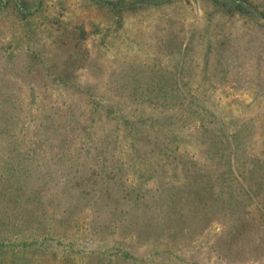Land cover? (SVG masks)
Instances as JSON below:
<instances>
[{
    "label": "rangeland",
    "instance_id": "1",
    "mask_svg": "<svg viewBox=\"0 0 264 264\" xmlns=\"http://www.w3.org/2000/svg\"><path fill=\"white\" fill-rule=\"evenodd\" d=\"M61 75L86 88L73 92ZM153 80L159 81L148 90L145 82ZM175 80L186 98L164 109L172 116L170 139L180 133L184 140L179 139L178 151H186L196 172L220 169L222 186L252 196L247 211L255 217L243 218L255 220L249 230L260 242L264 221L256 219L264 212V189L255 196L251 176L260 174L264 184V0H0V109L8 113L15 135L32 131L67 97L128 101L151 96L155 101V94H177ZM152 99L139 109H156ZM234 136L241 141L235 150ZM28 141L20 143L34 145ZM133 147L132 156L120 159L156 158L154 138L139 134ZM253 165L256 170L250 172ZM231 179L241 188L228 185ZM233 218L234 213L221 210L190 239L175 236L169 242L163 236L169 256L183 258L182 264L196 258L210 264H264V250L249 253L248 242L237 251L240 241H234L223 254L212 247ZM31 249L29 255L38 257ZM73 255L80 264L86 253Z\"/></svg>",
    "mask_w": 264,
    "mask_h": 264
},
{
    "label": "trees",
    "instance_id": "2",
    "mask_svg": "<svg viewBox=\"0 0 264 264\" xmlns=\"http://www.w3.org/2000/svg\"><path fill=\"white\" fill-rule=\"evenodd\" d=\"M61 76L66 87L73 85V92L86 88L71 75ZM158 81H146L145 86L150 90ZM158 85L163 91V84ZM172 85L177 94H155V101L151 96L128 101L67 97L41 116L32 131L17 130V135L11 132L8 113L0 109V264H75L73 251L86 253L80 264H182L183 258L169 256L163 236L169 242L175 236L190 239L221 210L234 213V218L212 242L214 249L223 254L239 240L237 251L245 242L249 253L264 250V237L255 242L249 230L255 224L247 219L255 217L247 211L252 196L222 186L217 180L220 169L196 172L186 151H178L179 139L184 140L180 133L170 139L172 116L164 109L186 98L176 80ZM151 99L156 109H139ZM109 119H114L112 124ZM139 134L154 138L156 158L121 160L136 152L133 144ZM27 140L34 145L25 148L20 142ZM239 142L234 136V150ZM256 175H250L257 183L255 196L264 189ZM231 181L227 183L233 189L241 188ZM257 217L263 222L264 212ZM30 247L38 257L29 255ZM59 251L63 256L58 257ZM192 264L210 263L196 258Z\"/></svg>",
    "mask_w": 264,
    "mask_h": 264
}]
</instances>
